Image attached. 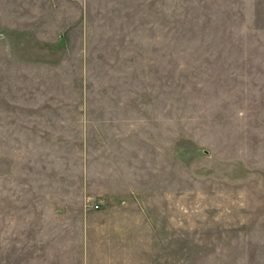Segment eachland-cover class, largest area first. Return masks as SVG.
<instances>
[{
  "label": "rangeland",
  "instance_id": "rangeland-1",
  "mask_svg": "<svg viewBox=\"0 0 264 264\" xmlns=\"http://www.w3.org/2000/svg\"><path fill=\"white\" fill-rule=\"evenodd\" d=\"M0 264H264V0H0Z\"/></svg>",
  "mask_w": 264,
  "mask_h": 264
}]
</instances>
